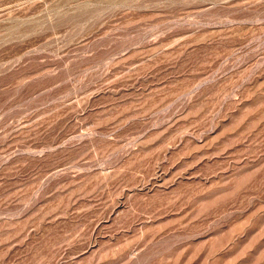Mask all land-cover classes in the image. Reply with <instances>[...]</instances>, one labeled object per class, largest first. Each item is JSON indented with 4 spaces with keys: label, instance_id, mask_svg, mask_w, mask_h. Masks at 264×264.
<instances>
[{
    "label": "rangeland",
    "instance_id": "obj_1",
    "mask_svg": "<svg viewBox=\"0 0 264 264\" xmlns=\"http://www.w3.org/2000/svg\"><path fill=\"white\" fill-rule=\"evenodd\" d=\"M0 264H264V0H0Z\"/></svg>",
    "mask_w": 264,
    "mask_h": 264
}]
</instances>
